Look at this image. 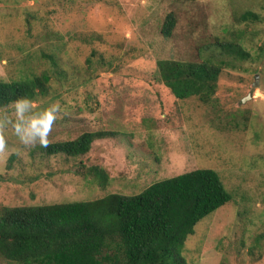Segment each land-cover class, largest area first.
Masks as SVG:
<instances>
[{"label": "rangeland", "instance_id": "374dc122", "mask_svg": "<svg viewBox=\"0 0 264 264\" xmlns=\"http://www.w3.org/2000/svg\"><path fill=\"white\" fill-rule=\"evenodd\" d=\"M169 11L175 25L165 37ZM166 58L218 64L211 100L175 96L157 75ZM40 72L50 74L47 94L0 114L26 125L58 104L47 143L116 134L83 156H45L38 141L0 127V207L135 194L212 168L232 197L195 224L182 264H264V0H0V80ZM80 161L99 164L105 184ZM0 264L13 263L0 255Z\"/></svg>", "mask_w": 264, "mask_h": 264}, {"label": "trees", "instance_id": "16d2710c", "mask_svg": "<svg viewBox=\"0 0 264 264\" xmlns=\"http://www.w3.org/2000/svg\"><path fill=\"white\" fill-rule=\"evenodd\" d=\"M248 15L254 13L246 11L242 17ZM174 25L169 11L162 34L170 36ZM43 55L57 72L56 59ZM156 66L158 78L175 96L194 95L202 103L211 100L220 73L218 64L207 59L166 58L157 60ZM49 79L48 72H40L0 80V107L47 94ZM115 134L114 130L84 131L73 139L38 145V149L45 156H83L93 140ZM79 164L100 186L105 184L107 174L99 164ZM231 197L217 171L201 167L153 181L135 194L111 192L90 200L3 205L0 255L13 264H182L180 251L195 224Z\"/></svg>", "mask_w": 264, "mask_h": 264}, {"label": "clouds", "instance_id": "9594fccd", "mask_svg": "<svg viewBox=\"0 0 264 264\" xmlns=\"http://www.w3.org/2000/svg\"><path fill=\"white\" fill-rule=\"evenodd\" d=\"M25 105H31V101L21 98L12 102V108L15 109L18 115L24 110ZM59 111L58 104H52L48 108L43 110V119L36 120L30 119L28 124H22L9 119V116L5 114H0V127L11 125L12 130L16 137L23 144L39 142L42 146H47V132L50 131L52 123L56 119V113ZM38 132V139H34L33 134ZM5 149V143L2 138H0V152Z\"/></svg>", "mask_w": 264, "mask_h": 264}, {"label": "water", "instance_id": "95a60500", "mask_svg": "<svg viewBox=\"0 0 264 264\" xmlns=\"http://www.w3.org/2000/svg\"><path fill=\"white\" fill-rule=\"evenodd\" d=\"M245 98V97H244ZM244 98H243V100H244Z\"/></svg>", "mask_w": 264, "mask_h": 264}]
</instances>
